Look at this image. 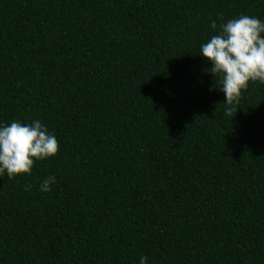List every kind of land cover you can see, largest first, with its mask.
<instances>
[{"label":"trees","instance_id":"16d2710c","mask_svg":"<svg viewBox=\"0 0 264 264\" xmlns=\"http://www.w3.org/2000/svg\"><path fill=\"white\" fill-rule=\"evenodd\" d=\"M242 14L264 0H0V122L59 143L0 176V264H264V83L226 116L199 56Z\"/></svg>","mask_w":264,"mask_h":264},{"label":"clouds","instance_id":"9594fccd","mask_svg":"<svg viewBox=\"0 0 264 264\" xmlns=\"http://www.w3.org/2000/svg\"><path fill=\"white\" fill-rule=\"evenodd\" d=\"M210 28L216 31L200 45L199 56L210 64L209 71L224 94V115L231 116L242 90L249 82L264 83V20L242 14L219 25L215 20ZM59 150L55 134L40 120L30 123L13 120L0 122V176L9 179L31 174L36 161L54 157ZM55 176L45 177L39 191H51ZM31 190L32 185H24ZM147 256L139 258V264H147Z\"/></svg>","mask_w":264,"mask_h":264},{"label":"rangeland","instance_id":"374dc122","mask_svg":"<svg viewBox=\"0 0 264 264\" xmlns=\"http://www.w3.org/2000/svg\"><path fill=\"white\" fill-rule=\"evenodd\" d=\"M260 149H262V148H260Z\"/></svg>","mask_w":264,"mask_h":264}]
</instances>
